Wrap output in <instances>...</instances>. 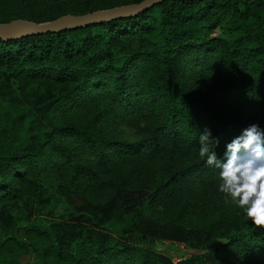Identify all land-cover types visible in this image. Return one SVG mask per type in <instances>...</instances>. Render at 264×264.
Masks as SVG:
<instances>
[{"label": "trees", "instance_id": "trees-1", "mask_svg": "<svg viewBox=\"0 0 264 264\" xmlns=\"http://www.w3.org/2000/svg\"><path fill=\"white\" fill-rule=\"evenodd\" d=\"M140 1L0 0V23ZM252 124L264 130V0H164L0 39V264H264V229L198 156L206 129L223 157ZM51 201L67 209L33 221ZM117 224L121 238L104 228ZM130 237L197 254L174 263Z\"/></svg>", "mask_w": 264, "mask_h": 264}, {"label": "clouds", "instance_id": "clouds-1", "mask_svg": "<svg viewBox=\"0 0 264 264\" xmlns=\"http://www.w3.org/2000/svg\"><path fill=\"white\" fill-rule=\"evenodd\" d=\"M218 140L205 130L199 137L198 156L218 170L217 190L226 204L241 210L252 226L264 229V130L252 124L226 144L223 157Z\"/></svg>", "mask_w": 264, "mask_h": 264}, {"label": "water", "instance_id": "water-1", "mask_svg": "<svg viewBox=\"0 0 264 264\" xmlns=\"http://www.w3.org/2000/svg\"><path fill=\"white\" fill-rule=\"evenodd\" d=\"M164 0H141L140 2L97 9L83 14H65L53 20L34 22L26 19H14L0 23V39H16L27 35L75 29L93 23L110 21L117 18L135 16Z\"/></svg>", "mask_w": 264, "mask_h": 264}, {"label": "rangeland", "instance_id": "rangeland-1", "mask_svg": "<svg viewBox=\"0 0 264 264\" xmlns=\"http://www.w3.org/2000/svg\"><path fill=\"white\" fill-rule=\"evenodd\" d=\"M107 1V0H104ZM220 30L217 29L214 32V35H219ZM13 87L16 89V84L13 82ZM18 92V90H16ZM126 132H129L128 129H124ZM130 140L134 139L131 135L128 136ZM213 174L218 175V170H214ZM58 203V207L54 209V204ZM67 209L66 206H62L61 203L55 201H51L47 203L43 208H37L36 214L34 215L33 221H36L41 224H47L49 219L53 218L55 215L62 213V211H65ZM106 231H109L112 236L121 238L123 237L121 233L119 232L120 228L117 225H114L112 227H106L104 226ZM119 233V234H118ZM130 240L135 241L137 243H140L143 246L152 248L155 251L161 252L165 255H167L174 263H179L180 261H183L195 254H197L194 250H192L185 242L180 240H174V239H162V238H156L151 239L148 241H143L139 237H130ZM22 263L26 262L27 260H30L28 256L21 257L20 259Z\"/></svg>", "mask_w": 264, "mask_h": 264}]
</instances>
